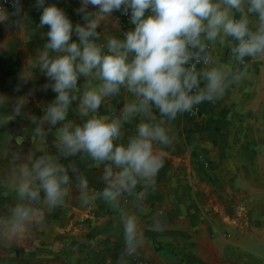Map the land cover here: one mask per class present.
<instances>
[{
    "label": "clouds",
    "instance_id": "clouds-1",
    "mask_svg": "<svg viewBox=\"0 0 264 264\" xmlns=\"http://www.w3.org/2000/svg\"><path fill=\"white\" fill-rule=\"evenodd\" d=\"M35 6L41 10L37 27L47 28L41 33L45 43L27 60L21 78L27 83L39 71L49 81L43 90L50 87L56 96L39 117L23 111L35 90L18 96L11 114L0 115V125L23 116L35 126L33 141L40 145L55 129L56 154L37 147L22 160L11 153L3 185L15 202L0 216V238L22 241L42 229L47 215L66 204L74 175L82 207L99 199L118 213L124 243L118 264H129L145 235L136 212L122 202L127 197L132 209H142L156 191L168 150H174L171 122L239 86L248 75L246 58H264V0H80L76 11L83 23L75 24L55 3L36 0ZM12 8L0 5V24L21 28L26 17L21 0H12ZM115 12L129 17L121 36L113 34L120 30ZM218 46L229 49L230 62L220 61ZM122 90L127 95L119 113L100 114ZM9 103L0 94V106ZM74 103L80 122L68 118ZM134 121L126 136L125 126ZM77 156L89 169H102V189H90L72 159ZM161 216L151 217L152 231L166 226Z\"/></svg>",
    "mask_w": 264,
    "mask_h": 264
},
{
    "label": "crops",
    "instance_id": "crops-1",
    "mask_svg": "<svg viewBox=\"0 0 264 264\" xmlns=\"http://www.w3.org/2000/svg\"><path fill=\"white\" fill-rule=\"evenodd\" d=\"M46 2L63 8L73 24L83 23L82 15L76 11L80 0ZM21 4L26 14L21 28L0 24V42L6 45L0 49V94L10 99L9 105L0 106V115L11 114L15 99L34 89L23 111L39 117L43 115L42 107L54 100L56 93L50 87L43 90L49 81L39 71L27 83L21 75L27 60L43 47L41 33L47 28L37 27L41 10L35 6L36 0H21ZM89 10H93L91 6ZM113 16L117 17L116 12ZM98 31H103V27ZM113 34L121 36V30ZM104 35L107 34H102V42ZM215 54L221 62H230L227 47L218 46ZM246 62L250 65L246 79L227 89L216 102H205L200 120L184 113L171 122L174 150H168L169 156L157 176L156 191L149 194L145 206L132 209L127 197L122 202L123 207L136 212L145 235L144 246L138 256L128 258L129 264H137V259L147 264H181L192 259L211 264L193 244L197 240L198 244L207 245L209 254L223 246L210 236L233 217L227 206L255 210L254 214L256 208H264V58H246ZM83 82L81 78L80 83ZM126 95L122 90L119 96L107 100L100 114H118ZM75 107L74 103L68 118L80 122ZM137 122L125 126L126 136L134 131ZM34 127L23 116L7 126L0 125V216L7 215L15 202L14 194L3 185L10 170L11 153H19L22 160L37 147L56 154L55 129L47 143L40 145L38 140L33 141ZM9 135L13 137L11 142ZM5 148L9 149L7 156L3 154ZM72 159L88 179L90 189H102V169H89V162L81 161L79 156ZM72 182L66 204L47 215L42 229H34L22 241L0 238V264H118L124 247L118 213L99 199L82 207L74 175ZM157 212L162 213L160 218L166 225L162 231L150 228L151 217Z\"/></svg>",
    "mask_w": 264,
    "mask_h": 264
},
{
    "label": "rangeland",
    "instance_id": "rangeland-1",
    "mask_svg": "<svg viewBox=\"0 0 264 264\" xmlns=\"http://www.w3.org/2000/svg\"><path fill=\"white\" fill-rule=\"evenodd\" d=\"M236 208L227 206L233 217L225 220V226L210 236L223 244L219 250L209 254L207 245L198 244L197 240V245L194 243L193 246L207 255L202 257L211 264H264V208H256V214L255 210Z\"/></svg>",
    "mask_w": 264,
    "mask_h": 264
},
{
    "label": "built area",
    "instance_id": "built-area-1",
    "mask_svg": "<svg viewBox=\"0 0 264 264\" xmlns=\"http://www.w3.org/2000/svg\"><path fill=\"white\" fill-rule=\"evenodd\" d=\"M0 5L5 7L6 9H11V10L13 9L12 8V0H7L6 3H5V0H0ZM116 14H117V17L119 18L120 30L122 33L123 31H126L129 27V17L126 15H122L120 12H116ZM204 103L197 105L194 108L193 112L187 113L189 115V117L194 119V120H200L202 118V108H203ZM136 262H137V264H147L146 261L143 259H137ZM181 264H206V263L192 259L188 262H184Z\"/></svg>",
    "mask_w": 264,
    "mask_h": 264
},
{
    "label": "trees",
    "instance_id": "trees-1",
    "mask_svg": "<svg viewBox=\"0 0 264 264\" xmlns=\"http://www.w3.org/2000/svg\"><path fill=\"white\" fill-rule=\"evenodd\" d=\"M26 146L28 145V144H25Z\"/></svg>",
    "mask_w": 264,
    "mask_h": 264
}]
</instances>
